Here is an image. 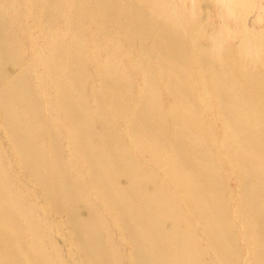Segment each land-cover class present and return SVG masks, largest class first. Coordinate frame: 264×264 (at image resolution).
Wrapping results in <instances>:
<instances>
[{
    "label": "bare ground",
    "instance_id": "obj_1",
    "mask_svg": "<svg viewBox=\"0 0 264 264\" xmlns=\"http://www.w3.org/2000/svg\"><path fill=\"white\" fill-rule=\"evenodd\" d=\"M0 132V264H264V0H0Z\"/></svg>",
    "mask_w": 264,
    "mask_h": 264
},
{
    "label": "rangeland",
    "instance_id": "obj_2",
    "mask_svg": "<svg viewBox=\"0 0 264 264\" xmlns=\"http://www.w3.org/2000/svg\"><path fill=\"white\" fill-rule=\"evenodd\" d=\"M201 6L204 9H207V8H209L210 3H209V1H203ZM246 19H247L246 22H247V24L249 26H254V27H257V28H259V27L261 28L263 26V25L258 24V23H256L254 21V14H249ZM199 42L201 44H206V40L204 38L199 39ZM0 144H1L2 148H3V152L5 153L6 158L12 163L13 172L14 173H18V168H17V165L14 162L15 160H14L13 155L11 153L10 147H9L6 139L3 137L1 132H0ZM19 176H21V175L19 174ZM30 200H31V198H30ZM35 201H37V203H36L37 206L39 204V209L41 211H43L44 214L48 215V220H49L50 224H52L54 226V228L57 227L59 230H61L60 233H57L58 230L54 231V234L56 236L57 241L60 242L59 245L61 246L63 244L62 245L63 246L62 247L63 250L61 249L63 255L64 256H68V248L70 247V245H69V240L66 238V235L68 234L66 226L63 224L60 216H58L55 212H53L52 210H49L46 207V202H45L44 199L43 200L42 199H38V200H35ZM44 208H45V211L43 210ZM68 258H70V257H68ZM71 261H72L73 264H76L75 261H73L72 259H71Z\"/></svg>",
    "mask_w": 264,
    "mask_h": 264
}]
</instances>
